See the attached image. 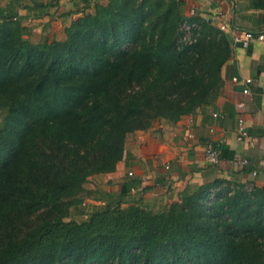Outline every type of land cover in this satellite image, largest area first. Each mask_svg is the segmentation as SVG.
Instances as JSON below:
<instances>
[{"label": "trees", "instance_id": "16d2710c", "mask_svg": "<svg viewBox=\"0 0 264 264\" xmlns=\"http://www.w3.org/2000/svg\"><path fill=\"white\" fill-rule=\"evenodd\" d=\"M186 20L177 0H108L33 43L0 15V264H264V186L215 180L159 214L110 203L66 221L130 133L216 98L228 38L192 18L185 41Z\"/></svg>", "mask_w": 264, "mask_h": 264}, {"label": "crops", "instance_id": "0c3cea01", "mask_svg": "<svg viewBox=\"0 0 264 264\" xmlns=\"http://www.w3.org/2000/svg\"><path fill=\"white\" fill-rule=\"evenodd\" d=\"M107 1L43 0L42 7L33 8L29 0H0V15L16 18L24 38L33 43L61 42L72 21ZM177 1L185 19L226 27L231 55L222 65L216 98L176 124L155 123L130 133L122 159L111 173L91 176L84 183L80 202L70 208L66 221L86 223L110 203L159 214L215 180L264 186V42L246 48L233 43L236 34L264 32V1ZM240 120L246 132L241 140ZM209 144L219 151L216 165L205 160Z\"/></svg>", "mask_w": 264, "mask_h": 264}, {"label": "built area", "instance_id": "2783aa9c", "mask_svg": "<svg viewBox=\"0 0 264 264\" xmlns=\"http://www.w3.org/2000/svg\"><path fill=\"white\" fill-rule=\"evenodd\" d=\"M206 21L208 22V20H206ZM182 28L184 31L183 38L185 41H188V40H190L192 30L196 29L197 26L195 24L184 23ZM219 29L221 31H224L226 29V27L224 25H220ZM257 41L258 42H264V32L259 33V34H254L252 32H244L242 34H236L233 37V43L235 45L241 46L242 48H246L251 43L257 42ZM247 82H249V81L247 80ZM214 116H216V115H214ZM237 134H238V138L240 140L245 138V136H246V132H245L244 127H243V122L241 120L239 121V124H238ZM205 160L209 165H216L219 162V151L216 148H214V146L211 144L207 145V148L205 151ZM246 164H247V162L245 160L241 162L242 166H244Z\"/></svg>", "mask_w": 264, "mask_h": 264}, {"label": "rangeland", "instance_id": "374dc122", "mask_svg": "<svg viewBox=\"0 0 264 264\" xmlns=\"http://www.w3.org/2000/svg\"><path fill=\"white\" fill-rule=\"evenodd\" d=\"M2 116H3V114L0 113V127H1V123H2Z\"/></svg>", "mask_w": 264, "mask_h": 264}]
</instances>
